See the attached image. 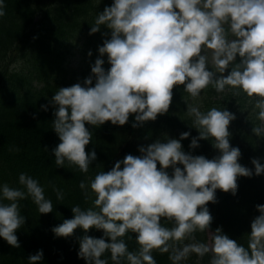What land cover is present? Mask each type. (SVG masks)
Listing matches in <instances>:
<instances>
[{"label":"clouds","instance_id":"1","mask_svg":"<svg viewBox=\"0 0 264 264\" xmlns=\"http://www.w3.org/2000/svg\"><path fill=\"white\" fill-rule=\"evenodd\" d=\"M4 6L5 0H0V17L6 14ZM102 25L111 34L98 48L100 56L91 67L94 75L59 87L49 100L56 105L51 129L60 138L51 149L56 165L63 167L67 161L87 173L97 152L86 151L93 134L86 123L100 126L110 120L124 125L135 114L132 126L142 127L168 112L173 88L179 85L195 101H186L192 127L199 130L189 147L195 149L201 139L212 136L219 154L210 159L186 152L182 140L190 130L179 138L165 133L163 140L140 145L141 155L128 153L110 170L81 180L86 200L95 193L94 206L75 204L74 216L52 231L66 237L82 228L78 255L86 264H109L106 252L113 264H157L153 249L168 253L172 264H185L193 253L199 261L210 252L209 264H264V203L256 205L259 214L251 221L247 246L222 226L210 231L213 216L207 202H215L218 188L235 194L238 176L264 174V157L252 158L254 170L241 164V150L229 139L236 114L226 107L202 111L201 100L209 85L217 92L234 87L255 97L262 123L252 132L264 138V0H113L97 13L90 34ZM104 54L111 65L107 70ZM48 106L41 108L47 111ZM19 184L23 187L0 184V237L16 248L17 229L27 221L20 200L31 196L40 213L53 211L37 177L21 172ZM54 190L62 200L63 191ZM162 218L173 221L172 226ZM92 228L102 229L103 235H89ZM205 230L212 233L211 243L194 235ZM129 231L136 234L138 249L130 250L123 238ZM27 259L30 264L43 261V249Z\"/></svg>","mask_w":264,"mask_h":264},{"label":"trees","instance_id":"2","mask_svg":"<svg viewBox=\"0 0 264 264\" xmlns=\"http://www.w3.org/2000/svg\"><path fill=\"white\" fill-rule=\"evenodd\" d=\"M112 3L113 0H5L6 14L0 17V184L7 182L13 187H23L19 184L21 172L37 177L53 202V211L40 213L31 196L20 200L21 214L27 218L17 229L20 247H13L0 237V264H30L27 256L39 249H43L44 259L38 264H86L78 255V237L84 230L78 227L65 237L57 236L52 228L74 216L71 207L75 204L82 208L94 206L95 193L86 200L79 186L81 180L90 181L99 171L110 170L116 160H122L128 153L141 155L140 145L147 146L158 138L163 140L165 133L179 138L181 132L190 130L191 135L182 140L186 152L203 154L210 159L219 154L212 136L201 139L195 149L189 147L192 136H198L199 130L192 127L186 101H195L179 85L173 88L168 112L142 127L132 126L135 114L124 125L110 120L100 126L86 123L93 132L86 151L97 152V160L87 173L67 161L63 167L56 165L51 149L58 145L60 138L51 129L56 105L49 104V100L59 87L83 83L86 77L94 75L91 67L100 56L98 48L110 38L111 30L102 25L99 31L90 34V28L97 13ZM103 59L107 70L111 66L107 54ZM201 100L202 111L226 107L236 114L229 125L230 143L239 146L240 163L254 170L252 158L264 157V138L252 132L254 125L261 124L255 97L234 87L217 92L209 85L202 90ZM43 104L49 105L47 111L41 108ZM157 166L160 167L159 163ZM168 171L171 174V167ZM237 182L235 194L218 188L215 202H207L213 216L210 230L222 226L231 238L247 246L251 221L259 214L256 205L264 203V174L238 176ZM54 186L63 191L62 200L57 199ZM162 223L171 227L173 221L162 218ZM88 234L99 237L103 230L92 228ZM135 235L129 231L123 237L130 250L139 248ZM194 235L208 242L207 230ZM152 254L157 264H172L168 253L153 249ZM104 255L113 264L110 253ZM211 256L210 252L197 261L193 253L185 264H209Z\"/></svg>","mask_w":264,"mask_h":264},{"label":"rangeland","instance_id":"3","mask_svg":"<svg viewBox=\"0 0 264 264\" xmlns=\"http://www.w3.org/2000/svg\"><path fill=\"white\" fill-rule=\"evenodd\" d=\"M206 51L209 52V56H210V54H211V50H210V49H207Z\"/></svg>","mask_w":264,"mask_h":264}]
</instances>
